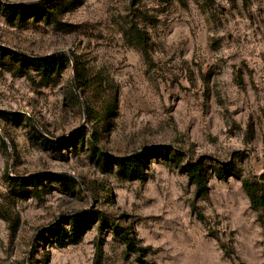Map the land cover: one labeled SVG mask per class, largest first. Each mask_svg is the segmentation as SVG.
Returning <instances> with one entry per match:
<instances>
[{
    "label": "rangeland",
    "instance_id": "1",
    "mask_svg": "<svg viewBox=\"0 0 264 264\" xmlns=\"http://www.w3.org/2000/svg\"><path fill=\"white\" fill-rule=\"evenodd\" d=\"M41 3L57 21L12 23L0 11V114L23 117L0 116V264H95L101 243L102 264H140L98 223L65 248L48 238L89 211L132 229L148 262L264 264V213L243 188L264 183V0H0ZM10 52L68 61L45 79ZM90 141L113 158L154 146L205 157L209 194L197 199L187 174L157 160L145 180H123ZM229 162L237 175L218 179ZM40 174L50 179L37 196L12 181Z\"/></svg>",
    "mask_w": 264,
    "mask_h": 264
},
{
    "label": "trees",
    "instance_id": "2",
    "mask_svg": "<svg viewBox=\"0 0 264 264\" xmlns=\"http://www.w3.org/2000/svg\"><path fill=\"white\" fill-rule=\"evenodd\" d=\"M41 3L35 7L30 6L28 9L17 7L14 4H3L0 6V11L4 13L6 18L12 23L25 22L28 16H31L34 20L42 19L46 21H57V11L51 8L47 12L46 7ZM143 43L141 44L142 50L146 51L147 46L142 38ZM5 49L0 48V54H6ZM11 57L20 62L25 68H32L38 72L45 79H49L52 75H59L64 71V64L68 61V58L64 55H56L45 58H33L28 59L22 57L16 53H9ZM72 103H78L76 97H74ZM2 117H10V119L17 120L23 118L19 114L5 115L0 114ZM25 121L32 125V121L29 118H25ZM34 127V126H33ZM76 141H84V134L82 131L76 134ZM44 139V138H43ZM47 142V141H45ZM67 142L57 143L55 146H61ZM90 150L96 157L98 162H102L103 166L110 172L117 174L123 180L135 181L145 180L147 178V171L150 167L152 160L162 161L168 166L174 165L181 169L182 173L187 174L191 184L196 188V198L200 199L206 197L209 194V179H208V168L206 166L207 158L199 157L197 159L187 158L181 153L175 151L169 146H154L143 149L141 152L124 157V158H113L103 152H98L92 141L89 142ZM216 177L220 180L227 181L230 177L237 175L236 165L233 162L222 164L214 171ZM50 179L45 175H38L31 177L28 180L22 182L12 180L14 184L19 188L22 193H28V187H33V194H39V185L43 181ZM54 179L64 183V185L70 189H75L76 182L68 177L55 176ZM27 182V183H26ZM243 188L247 193L251 207L256 212L264 213V183L259 181L252 182L245 180L243 182ZM192 211L198 215L199 219L204 220L200 213L199 208L195 204L191 206ZM66 227L61 222L56 223L49 230V239H52V243L59 246V248H65L70 244L79 243L87 230L90 229L91 223H98L99 231L110 229L112 233L121 238L125 244L128 252L134 253L138 257L140 264H155L146 260L149 248L138 247L134 238V232L132 229L124 227L120 220H115L105 213L100 211H89L84 213L75 214L66 220ZM40 240H46V237L41 235ZM103 259V243H101L96 250L95 264H102Z\"/></svg>",
    "mask_w": 264,
    "mask_h": 264
},
{
    "label": "water",
    "instance_id": "3",
    "mask_svg": "<svg viewBox=\"0 0 264 264\" xmlns=\"http://www.w3.org/2000/svg\"><path fill=\"white\" fill-rule=\"evenodd\" d=\"M51 56H53V55H51ZM51 56H47V57H51Z\"/></svg>",
    "mask_w": 264,
    "mask_h": 264
}]
</instances>
